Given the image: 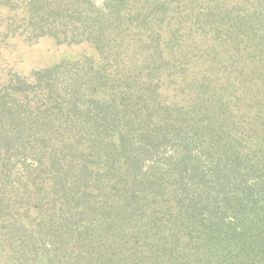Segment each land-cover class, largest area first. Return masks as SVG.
I'll return each mask as SVG.
<instances>
[{
  "label": "trees",
  "instance_id": "obj_1",
  "mask_svg": "<svg viewBox=\"0 0 264 264\" xmlns=\"http://www.w3.org/2000/svg\"><path fill=\"white\" fill-rule=\"evenodd\" d=\"M0 264H264V0H0Z\"/></svg>",
  "mask_w": 264,
  "mask_h": 264
},
{
  "label": "rangeland",
  "instance_id": "obj_2",
  "mask_svg": "<svg viewBox=\"0 0 264 264\" xmlns=\"http://www.w3.org/2000/svg\"><path fill=\"white\" fill-rule=\"evenodd\" d=\"M49 55H47V52H42V53H35V51L30 52L28 54V61L24 62L22 65L26 66L27 68H29L32 64H37L38 61L40 62L41 59L48 57Z\"/></svg>",
  "mask_w": 264,
  "mask_h": 264
}]
</instances>
